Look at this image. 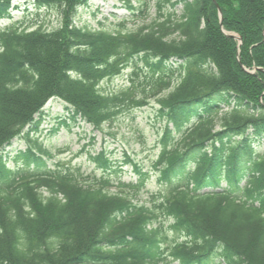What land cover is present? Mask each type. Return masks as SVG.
Segmentation results:
<instances>
[{
  "label": "trees",
  "instance_id": "1",
  "mask_svg": "<svg viewBox=\"0 0 264 264\" xmlns=\"http://www.w3.org/2000/svg\"><path fill=\"white\" fill-rule=\"evenodd\" d=\"M20 1L62 22L0 29V264H264V0H161L151 24L122 33L74 24L90 0H0V20ZM140 58L152 75L137 69L129 86L102 90ZM51 99L96 129L155 102L167 194L140 205L131 196L143 183L111 192L109 178L80 170L10 169L1 151L30 141L25 129ZM37 148L18 159L41 165Z\"/></svg>",
  "mask_w": 264,
  "mask_h": 264
},
{
  "label": "rangeland",
  "instance_id": "2",
  "mask_svg": "<svg viewBox=\"0 0 264 264\" xmlns=\"http://www.w3.org/2000/svg\"><path fill=\"white\" fill-rule=\"evenodd\" d=\"M160 1L90 0L77 10L74 24L80 28L112 33L137 31L157 18ZM13 7L10 18L0 20V29L19 25L29 30L51 31L62 22V16L56 9H38L32 2H16ZM181 8L178 6L177 14ZM137 69L140 77L152 75L143 59H135L119 76L104 81L102 90L106 93L119 92L131 84V77ZM36 120L39 122L38 126L25 130L30 131V141L23 137L17 138L1 151L10 169L40 174L80 170L86 176L109 178L114 185L111 192L117 191L119 183H143L136 195L131 196L140 205L151 206L161 195L167 194L169 185L160 181L158 172L154 169L165 125L156 114L155 102L152 101L143 108L125 111L101 129H95L81 119H74L67 105L57 99L49 101ZM37 146L46 152L42 156L41 165H25L18 159V154L29 148L37 155H42ZM256 149L262 152L264 146H256ZM101 154L109 159L110 167L102 168L95 161ZM44 193L48 195L47 191ZM170 225L166 223L164 226L169 240H182L179 233L170 229ZM208 264L224 262L213 258Z\"/></svg>",
  "mask_w": 264,
  "mask_h": 264
},
{
  "label": "water",
  "instance_id": "3",
  "mask_svg": "<svg viewBox=\"0 0 264 264\" xmlns=\"http://www.w3.org/2000/svg\"><path fill=\"white\" fill-rule=\"evenodd\" d=\"M218 10H219V16H220V27L222 28V27H223V16H222V11H221L220 8H219ZM223 33H224L225 36H227V37H231V38H235V39H239L240 42H241V39H240L237 35H235V34H230V33H228V32H225L224 30H223Z\"/></svg>",
  "mask_w": 264,
  "mask_h": 264
}]
</instances>
